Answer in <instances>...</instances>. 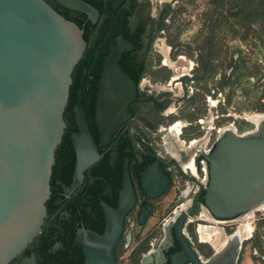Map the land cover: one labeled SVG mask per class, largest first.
<instances>
[{"label":"water","instance_id":"1","mask_svg":"<svg viewBox=\"0 0 264 264\" xmlns=\"http://www.w3.org/2000/svg\"><path fill=\"white\" fill-rule=\"evenodd\" d=\"M58 1L93 23L96 12L86 3ZM159 6L157 34L166 24L172 4L160 1ZM85 46L82 31L43 0H0V264L16 259L40 231L53 152L64 128L70 75ZM130 50L131 46L118 36L108 46L101 64L94 109L100 147L129 119L128 106L136 98L135 83L118 66L122 54ZM170 82L172 79L165 86L153 87L157 97L167 98L165 115L173 108L175 98ZM210 113L207 110L206 131L200 137L183 136L171 126L160 127L159 142L162 158L171 159L180 170L190 161L199 160L202 181L193 180L195 188L201 187L202 196L196 210L205 209L212 222L234 224L228 235L217 228L225 239L223 245L218 249L211 247V256L202 264H236L246 241L238 239L237 227L248 214L264 206V113L239 115L242 120L252 121V128L242 133H236L232 124L219 127L211 148L203 151L211 129ZM76 121L81 142L74 148L79 167L83 168L87 154L96 155V151L81 112L76 114ZM161 180L158 188L154 178L142 180L150 199L164 192L168 181ZM186 188L187 185L181 193ZM132 205L125 161L117 209L105 210L104 234L93 236L88 245H83V264H114L113 249L122 229L121 220ZM179 209L182 213L177 226L186 218L185 208L180 205ZM143 223L141 218L139 225ZM155 259L156 254L151 252L142 257L140 264H153ZM182 261L200 264L190 252ZM17 264H22L20 258Z\"/></svg>","mask_w":264,"mask_h":264},{"label":"flooded vegetation","instance_id":"2","mask_svg":"<svg viewBox=\"0 0 264 264\" xmlns=\"http://www.w3.org/2000/svg\"><path fill=\"white\" fill-rule=\"evenodd\" d=\"M43 1L58 15L74 23L82 31V38L86 33L89 40L94 41L97 30L106 36H99V42L94 44L96 52L91 59L84 60L82 64L78 62L70 75L63 112V133L53 152L50 168L49 194L44 203L45 216L39 233L9 264H17V258H20L22 264H83V245H88L93 236L101 237L104 234L105 210L117 209L125 161L133 205L121 220L122 229L113 249L114 264L119 261V254L130 247L135 234H140L154 215L156 220L158 218L161 221L157 237L147 242L144 235L135 248L143 252L132 255L135 250L131 249L125 261L140 264L143 256L154 252L156 259L153 264H171L173 259L174 264H183L182 259L188 257L190 252L202 264L211 256L212 249L209 245L211 252L199 246L195 248L189 236V228L195 234L197 244L201 245L205 243L199 240L198 228H214V223L205 209L196 212L202 196L201 187L195 188L194 178L184 174L171 159L162 158L164 153L159 142L162 134L160 127L166 128L172 124L164 126L165 118L173 111L169 108L165 115L167 98L164 95L157 97L153 90L154 86H165L168 82L161 85L149 76L161 67H167L163 62L164 54L170 61L169 47L165 46L164 39L160 37L167 19L157 34L160 1L80 0L96 12L93 23L85 16L69 11L58 0ZM118 36L131 46L129 52L122 54L118 64L128 68L130 80L136 81L137 93L135 100L128 106L129 119L115 129L106 145L100 147L94 121L98 79L107 48ZM172 101L174 107L175 99ZM80 112L96 151V155L87 154L83 168L79 167L74 148V144L81 142L76 121V114ZM202 118L206 119V114ZM184 123L187 127L181 133L192 127L190 122ZM193 127L189 135L200 137L203 130L196 125ZM198 163L199 160H195L193 167L199 174ZM148 176L154 178L157 188L162 178L168 181L164 192L152 199L146 195L141 184ZM185 185L186 192L181 193ZM155 191L156 188L151 195ZM166 196L170 199L165 205L162 201ZM180 205L185 208L186 218L177 226L182 213ZM141 218H144V223L139 225ZM231 225L234 226L226 223L223 228ZM226 233L229 234L228 230ZM146 244L148 247L143 249Z\"/></svg>","mask_w":264,"mask_h":264},{"label":"rangeland","instance_id":"3","mask_svg":"<svg viewBox=\"0 0 264 264\" xmlns=\"http://www.w3.org/2000/svg\"><path fill=\"white\" fill-rule=\"evenodd\" d=\"M157 1H170L172 4L166 27L160 37L164 39L165 46L169 47V58L173 63L164 54L163 62L167 67H161L149 74L152 80L161 85L172 79L170 88L175 94V102L172 113L165 118L164 126L177 121L190 122L192 127L182 132L183 136H188L194 128V120L203 117L207 112L205 98L214 99V95L220 94L224 104L218 105L217 114L223 117L214 121L216 127L232 123L236 133L250 130V122L247 123L238 116L242 113H259L264 109V54L263 57L258 56L255 48L258 36L259 47L264 52V5H261V0ZM215 22L217 27L212 31L217 33L218 41L214 48L215 55L209 60L206 52L200 50V46L209 35L210 25ZM200 59L208 60L214 71L203 74L198 66ZM235 66L237 72L224 83L222 77H228L229 71ZM210 110L213 111V108ZM169 199L166 196L162 202L166 205ZM196 212L199 213V210ZM248 221L252 226V234L242 243L236 264H264V212H254ZM160 222L155 215L151 217L140 234H135L130 247L119 254L117 264H134L125 261L127 255L131 249L135 250L132 255L143 252L136 251V244L144 235L147 242L156 238ZM154 223H157L155 227ZM201 228H198L199 240L206 245L197 244L195 234L189 228L191 242L195 248L199 246L211 252L210 245L201 240ZM214 228H222L224 232L228 230L231 233L234 226L223 228L214 223ZM147 244L143 249L148 247Z\"/></svg>","mask_w":264,"mask_h":264},{"label":"trees","instance_id":"4","mask_svg":"<svg viewBox=\"0 0 264 264\" xmlns=\"http://www.w3.org/2000/svg\"><path fill=\"white\" fill-rule=\"evenodd\" d=\"M260 3H261V5H264V0H261ZM216 27H217V23L216 22L214 24L210 25V27H209L210 29L208 30V34L209 35L207 37H205V41L200 46V50L206 52V57H208L209 60L214 57V55H215L214 48L217 47L218 36H217V33H214L212 31V29L216 28ZM100 35H102L103 38L106 36L104 32L101 33L100 31L98 32V30H97V33H96V39L94 41L93 40H89L88 34L85 33L83 35V40L85 41V43L87 41H89V42H88L87 47L84 50L83 55L81 56V58L79 60V64H82V62L84 60L91 59L92 54L94 52H96V46L94 44H97L99 42L98 38H99ZM118 65H119L120 70L131 79V75L129 73L128 68L125 67V66H122L120 63ZM198 66L200 67V69H201L203 74H206L207 71H210V72L214 71L213 69H211V65L209 64L208 60H206V59L205 60L200 59ZM236 72H237V69H236V66H235L229 71V73L227 75L228 77H225V75H224V77H222V80H224V83H227L229 78H230L229 76H231L232 74H235ZM134 83H136V81H134ZM260 112L264 113V109L260 110L259 113Z\"/></svg>","mask_w":264,"mask_h":264},{"label":"built area","instance_id":"5","mask_svg":"<svg viewBox=\"0 0 264 264\" xmlns=\"http://www.w3.org/2000/svg\"><path fill=\"white\" fill-rule=\"evenodd\" d=\"M214 96H215L214 99H211L213 97L205 98V106L207 107V110H210V109L213 108V111L210 110V112H211L210 113L211 114V129H210V134L208 135V139L206 140V142H205V144L203 146V151H208L211 148L212 142H213V139H214V136H215V132L220 127V126L216 127V125L214 124V121L215 120L217 121V120H219V119H221L223 117V115H218L217 114V107H218V105H222L223 106L224 99H223V97H221L220 94H216ZM204 121H205L204 118H202V117L200 118L199 117V118L196 119L195 122H193V125L199 126L200 129L203 130L202 135L206 131V127L204 126V124H205ZM230 124H232V123H230ZM170 126L171 127L179 126L180 127L179 128V132H181V130H183V129H185L187 127L186 123H182V122H178V121L177 122H173ZM194 161H195V159L190 161V163H189L191 165V167L193 168V173H191V171H190L189 164L186 165V166H183L181 170H182V172L184 174H187V173L190 174L196 181L199 182V181H202V171H199V174L195 172L194 167H193V162ZM214 223H216V224H218L220 226L226 225V223H224V222H217V221L215 222L214 221Z\"/></svg>","mask_w":264,"mask_h":264},{"label":"bare ground","instance_id":"6","mask_svg":"<svg viewBox=\"0 0 264 264\" xmlns=\"http://www.w3.org/2000/svg\"><path fill=\"white\" fill-rule=\"evenodd\" d=\"M246 121L252 123L250 118L245 119ZM175 132H179V126L174 127ZM189 168L192 171L193 168L189 164ZM258 211L264 212V206L258 208ZM253 214V213H252ZM251 217V214H248L237 227L238 239L244 241L248 240L252 234V226L248 223V219ZM201 240L208 243L213 249H218L223 245L224 237L219 229L216 228H201Z\"/></svg>","mask_w":264,"mask_h":264},{"label":"crops","instance_id":"7","mask_svg":"<svg viewBox=\"0 0 264 264\" xmlns=\"http://www.w3.org/2000/svg\"><path fill=\"white\" fill-rule=\"evenodd\" d=\"M258 36L256 37V46H255V48H256V53H257V55L258 56H262L263 57V54H264V52H263V48L262 47H259V40H258ZM199 118V117H198Z\"/></svg>","mask_w":264,"mask_h":264}]
</instances>
